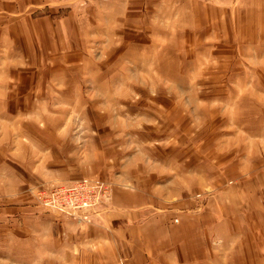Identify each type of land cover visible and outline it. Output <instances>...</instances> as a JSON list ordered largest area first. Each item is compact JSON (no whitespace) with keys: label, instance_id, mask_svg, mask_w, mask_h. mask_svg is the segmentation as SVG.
Instances as JSON below:
<instances>
[{"label":"rangeland","instance_id":"obj_1","mask_svg":"<svg viewBox=\"0 0 264 264\" xmlns=\"http://www.w3.org/2000/svg\"><path fill=\"white\" fill-rule=\"evenodd\" d=\"M211 12L0 0V264H184L176 252L196 248L199 264H264V47ZM83 177L107 193L82 223L103 220L113 190L140 189L143 211L176 214L166 236L147 237L154 223L78 254L66 227L51 241L23 226L24 212L69 221L41 198ZM179 214L200 215L198 243L181 239Z\"/></svg>","mask_w":264,"mask_h":264},{"label":"crops","instance_id":"obj_2","mask_svg":"<svg viewBox=\"0 0 264 264\" xmlns=\"http://www.w3.org/2000/svg\"><path fill=\"white\" fill-rule=\"evenodd\" d=\"M197 5L211 9V19H213V22L220 20L219 17L213 18L214 14L219 13L220 15L219 11H226L225 13L229 16L233 14V21L235 23L233 27L234 30L238 24H242L238 29V33L240 34H236V37L243 33V38L255 39L256 41L247 42V44L251 45L256 51L258 50L257 48L261 50L264 47V0H197ZM235 11L242 14V19L240 21L235 18ZM226 20L228 23L231 22L230 17H227ZM216 23L218 24L219 22ZM148 199V196L142 194L140 189H115L112 192L111 208L105 212V215L103 214V220L96 221L97 224H87L72 219L67 222H61L50 214L42 216L39 214H26L25 212L22 213L21 220L23 221V226L33 231L35 230L36 233L45 234L46 238H51V241L57 239L56 234H59V225H62L64 228L66 227L67 233L63 230V232L60 231V234L67 237V247L69 251H78V254L81 251H83V253H88L93 244L97 246L100 244L115 245V234H120L121 238L124 239L125 237L127 238V234H139L141 227L146 228V226L149 225L147 228L152 229L155 225L154 223L159 226L158 233L156 234V231L151 230V234L148 233L147 237L156 238L157 235L160 236L162 233L166 236L167 224L168 221H170L169 216L175 213H173L172 209L166 208L159 210L158 213L156 209L154 212L150 210L143 211L142 209L149 204ZM179 216L180 218H178ZM179 216L175 217L177 222L180 220L179 224L181 226H179L183 229L181 239H184L188 244L190 243L189 239L194 238L195 242L198 243L199 232H203L205 228L202 221H200V215L179 214ZM114 223H118L119 226H115ZM56 230L58 232H56ZM138 238H141V236ZM142 238L144 237L142 236ZM200 251L201 250L196 248V250L190 253H188L187 250H182L180 252L181 257L176 255L178 253L176 251V254L174 252L172 255L174 256L175 254L174 259L182 261L184 264H199L201 261L200 253H202ZM148 253L153 254L152 250L151 252L149 250Z\"/></svg>","mask_w":264,"mask_h":264},{"label":"built area","instance_id":"obj_3","mask_svg":"<svg viewBox=\"0 0 264 264\" xmlns=\"http://www.w3.org/2000/svg\"><path fill=\"white\" fill-rule=\"evenodd\" d=\"M102 186L103 182L96 178L83 177L75 179L54 186L43 195L45 197L41 198V202L52 209L67 210L66 214L72 220L86 221L85 210L107 193L105 187L101 195L100 189Z\"/></svg>","mask_w":264,"mask_h":264}]
</instances>
